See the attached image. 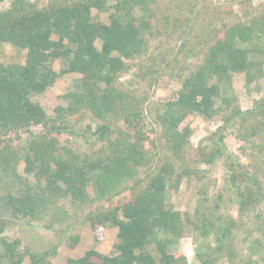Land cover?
I'll use <instances>...</instances> for the list:
<instances>
[{"label": "trees", "instance_id": "1", "mask_svg": "<svg viewBox=\"0 0 264 264\" xmlns=\"http://www.w3.org/2000/svg\"><path fill=\"white\" fill-rule=\"evenodd\" d=\"M169 8L164 0H48L45 5L9 0V7L0 10V264H22L25 258L28 264H52L60 244L29 252L21 248L20 240L3 236L7 225L25 219L39 222L46 216L45 228L63 224L62 235L79 219L93 231L117 229L110 255L90 249L66 264H187L181 254L168 252L189 233L198 246L199 264H217L224 258L233 263L236 254L228 239L235 223L221 215L218 202L223 196L189 215L175 210L166 194L176 193L184 178L189 185L192 179L199 183V194L206 192V184L201 183L206 174L198 176L197 163L210 166L224 158L239 214L254 213L252 218H259L255 209L264 204V98L242 112L230 107L232 101L221 85L232 71H246L248 83L256 80L252 69H261L264 49L253 39L264 32V26L251 20L237 23L224 31L223 39H216L219 29L207 27L211 30L204 42L211 44L203 63L181 80L176 101L150 111L149 89L159 77L166 53L172 51L167 43L175 33L182 38L190 31L194 42L201 35L195 32L200 28V11L176 15ZM93 10L107 13L108 23L92 15ZM147 39L159 42L155 53L146 55ZM5 49L11 50L10 59L2 52ZM252 53L258 58L250 59ZM56 61L61 63L59 71L53 69ZM131 72L148 82L149 89L130 82L124 85L122 79ZM65 74L80 78L63 96L66 105L47 116L32 98ZM213 78L215 84L209 85ZM217 101L225 106L220 109L224 114L220 129L236 131L242 154L249 152L251 172L227 150L222 152V133L208 155L197 151L199 162L187 151L190 130L181 125L184 116L210 118L218 112ZM147 114L162 128L164 151L151 136L154 131L147 129ZM35 126L42 130L30 131ZM23 132L29 137L24 173L35 183L19 174L22 157L4 139L15 133L19 140ZM63 134H79L86 149L61 145L58 138ZM65 198L73 206L71 213L56 205ZM202 200L205 203L207 197ZM261 224L248 250L264 263ZM210 236L212 242L198 241ZM70 238L75 247L79 237Z\"/></svg>", "mask_w": 264, "mask_h": 264}, {"label": "rangeland", "instance_id": "2", "mask_svg": "<svg viewBox=\"0 0 264 264\" xmlns=\"http://www.w3.org/2000/svg\"><path fill=\"white\" fill-rule=\"evenodd\" d=\"M27 1L33 3L40 2L42 5L48 2V0ZM165 1L170 3L169 11L176 15L187 11H192V13H198V11H200L201 16L198 21L200 28L199 30H195V32L200 31L201 35L200 38L198 37L199 39L197 42H194L193 37L190 35V31L182 38H178V34L175 33L171 42L167 43L170 46L169 49H172V51L166 53L163 59L164 61H162L164 63L160 64L158 68L159 77L152 90L149 89L148 82L136 77L133 72L124 76L122 79L124 85H128L130 82L134 86L140 88L145 87L146 90L149 89V95H151L148 100V102H150V111L160 109L170 101H176L179 96L178 91L181 89V80H183L189 72L194 71L203 63L207 47L211 44L209 43L207 45V43L204 42L207 40L205 33L207 30H211L206 29L207 27L215 28L216 30L219 29L216 39H223L225 36L224 31L237 23L251 20L252 22L256 21L262 23L261 25L264 26V0H250V2H246L245 0H164V3ZM39 6L41 7L40 4ZM8 7L9 0H6L0 5V10L7 9ZM92 15H97L99 19L108 23L107 13H97V11L93 10ZM184 15H187V13H184ZM190 17L191 19L193 18L192 21L194 24V16L190 15ZM253 41L259 48L264 49V32L259 34ZM147 42L148 49L146 55L155 53L154 47L158 46L159 42L149 39H147ZM183 43L186 45H184L182 49L179 48ZM163 46L165 47V45H161L160 48H163ZM2 52L4 55L7 54V58L10 59V55L12 54L10 49H5ZM116 54L117 53H114L113 55ZM251 56L250 59L258 58V56L253 53ZM262 59H264V57L259 60L262 61ZM1 61H3V59H1ZM60 65L61 63L56 61L53 65V69L59 71ZM252 70L257 74L256 80L254 81L247 82L246 71H232L229 73L228 79L225 81L226 83L221 85L223 94L232 101L231 108L239 109L242 112L249 111L253 108L257 100L264 98V64L261 66V69L256 67L255 70ZM139 75H143V73ZM79 78L80 76L77 74H65L58 78L53 86L48 88L44 93L34 96L32 100L39 104L45 111V115L52 116L54 115L55 108L66 105L63 96L75 88ZM208 84H215V79H211ZM214 109L215 111L217 109L218 112H214V115L210 118L189 114L188 116H184L182 120L181 125L190 130L186 148L191 159L199 162L198 155L196 154L197 151H203L205 155H208L212 145H214V143L216 144L219 135L222 133L224 134V140L220 145L222 146V152L227 150V152L237 157L242 168H247L249 172H251L252 169L249 167V152L242 154L240 150L242 142L236 138V131L232 128L227 130L220 129L223 124L222 119L224 115L220 109L224 110L225 106L220 105V102L217 101L214 105ZM148 114V121H146L147 129L149 132L154 131L151 136L158 139L159 150L164 151L166 143L162 140V128L159 124L157 125L156 120ZM41 130V127L35 126L32 127L30 131L39 133ZM78 130L80 131L79 126ZM18 135L20 137L19 140L16 138L15 133L8 134L4 139L10 146L12 145L22 157V161H20L17 167L19 174L23 178H28L29 182L35 183V179L24 173L25 161H23V158L29 153L27 146L29 140L28 134L23 132ZM58 139L61 145L72 147L75 151L83 152L86 149L85 142L79 134H63ZM223 161L224 158L223 160L217 158L215 163L210 166L204 163H197V169L201 171L198 176L201 177L203 173L206 174V178L201 181L202 184H206V192L199 194L197 190L199 183L195 179H192L189 185L184 178L176 193L172 194L169 191L168 194L167 192V201H170L175 210L180 213L189 212V215H192L195 213V209L202 210L207 206H213L216 201V196L219 194L222 195V200L218 202L220 204L221 215L225 216L227 220L231 218L235 223L231 237L228 239L229 244L232 246L231 248L235 250L236 254L232 264H264L261 262V258L258 254H250L251 252L248 250L249 242L252 241V239L258 238V233L254 231L261 228L263 225L261 223H264V204L260 203L255 209V214L259 216L258 219L252 218L254 213L246 216H241L239 214L236 204L237 197H235L230 190V184L228 183L229 173L224 167ZM178 172L179 170L177 169L176 173ZM240 185H243V183ZM203 197H207L205 203L202 200ZM70 203V200L65 198L59 200L56 205L57 207H63L64 210L71 213L73 212V206ZM48 220L49 218L46 216L39 222L30 221L29 219L17 221L12 226L7 225L3 236L9 241L20 240L22 243L21 248H26L29 252L45 251L56 244H60L57 246L55 256L50 259L52 264H66L68 259L80 258L90 249H94L102 255H110L113 251L117 233L115 227H101L97 231H93L89 224L83 225L80 223L79 219L77 223L74 224V229H71L66 235H62L61 229H63L64 225L56 223L51 229H46L44 225L48 223ZM73 236L79 237V243L75 247L71 245L70 237ZM198 241L202 242V244H206L212 242L213 238L210 236ZM197 247L198 246L195 245V241L193 240L192 233H189L181 238L178 244L174 248H171L168 253L175 252L181 254L187 264H199L195 257ZM28 262V258H25L22 264H28ZM4 264L7 263L5 262ZM217 264H228V260L226 258L220 259Z\"/></svg>", "mask_w": 264, "mask_h": 264}]
</instances>
